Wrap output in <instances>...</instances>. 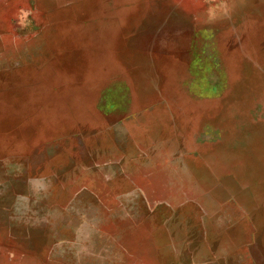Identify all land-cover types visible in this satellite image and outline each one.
I'll list each match as a JSON object with an SVG mask.
<instances>
[{"label":"rangeland","instance_id":"1","mask_svg":"<svg viewBox=\"0 0 264 264\" xmlns=\"http://www.w3.org/2000/svg\"><path fill=\"white\" fill-rule=\"evenodd\" d=\"M0 264H264V0H0Z\"/></svg>","mask_w":264,"mask_h":264},{"label":"trees","instance_id":"2","mask_svg":"<svg viewBox=\"0 0 264 264\" xmlns=\"http://www.w3.org/2000/svg\"><path fill=\"white\" fill-rule=\"evenodd\" d=\"M105 38V37H104Z\"/></svg>","mask_w":264,"mask_h":264}]
</instances>
